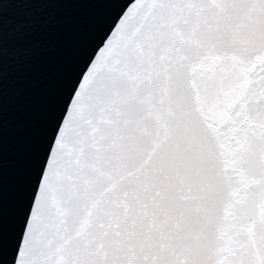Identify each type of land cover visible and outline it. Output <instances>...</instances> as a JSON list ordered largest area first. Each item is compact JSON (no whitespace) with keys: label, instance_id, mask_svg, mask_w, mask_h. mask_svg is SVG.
<instances>
[{"label":"snow or ice","instance_id":"1","mask_svg":"<svg viewBox=\"0 0 264 264\" xmlns=\"http://www.w3.org/2000/svg\"><path fill=\"white\" fill-rule=\"evenodd\" d=\"M123 5L69 94L14 264H264V0Z\"/></svg>","mask_w":264,"mask_h":264}]
</instances>
